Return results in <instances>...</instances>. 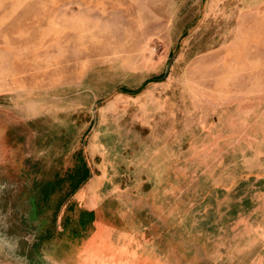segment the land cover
<instances>
[{"label":"rangeland","instance_id":"374dc122","mask_svg":"<svg viewBox=\"0 0 264 264\" xmlns=\"http://www.w3.org/2000/svg\"><path fill=\"white\" fill-rule=\"evenodd\" d=\"M0 264H264V0H0Z\"/></svg>","mask_w":264,"mask_h":264},{"label":"crops","instance_id":"0c3cea01","mask_svg":"<svg viewBox=\"0 0 264 264\" xmlns=\"http://www.w3.org/2000/svg\"><path fill=\"white\" fill-rule=\"evenodd\" d=\"M48 180H49V178H48ZM79 185H81V183ZM89 189H90V187H89ZM52 192H53L52 189H45V190L43 189L42 193H41V191H38V192H36V195H33V199H34L33 201H35L34 204H37L36 208H40L42 210H44V209L50 210V208H53V210H54V212L52 213L53 217L51 219L52 223H51V225H49V228H47L45 230V232H43V237H47V236L52 235L53 232L55 231L56 227H59L62 230V221H63V225H64V230L67 231V234H72L71 233L72 231L69 229L71 227L70 222H72V221L67 220L64 213L62 214V209H65L63 207L67 206L68 204L71 203V201H72L71 199L75 197V194L83 197L86 193V188L85 187H82V189L74 188V189H70L69 192H67V193L65 192V195L62 197V200H60L58 202L56 208L54 206L51 207L49 203H46L48 201V199L50 198ZM31 196L29 197L30 199H31ZM91 199H90V201L93 202V200H91ZM89 207L92 208L93 206L91 205ZM75 219L76 218H74V224H72V226H74L73 232H78V227L76 226V220ZM66 221L69 223H67ZM51 228H52V230H51ZM96 235H98V233ZM96 235H93L90 238V240L92 239L91 241H93L95 239ZM90 240H89V242H90ZM94 243H97V242H94Z\"/></svg>","mask_w":264,"mask_h":264},{"label":"trees","instance_id":"16d2710c","mask_svg":"<svg viewBox=\"0 0 264 264\" xmlns=\"http://www.w3.org/2000/svg\"><path fill=\"white\" fill-rule=\"evenodd\" d=\"M88 175H89L88 167L85 166L84 172L80 176V182L85 181L86 178L88 177ZM77 187H78V183L75 185V188H77ZM68 206L71 207L73 205L70 203ZM80 214H83V215L87 216V218L84 219V221H83L82 216H80ZM91 214H92L91 211L85 210L83 208H81V209L79 208L78 216H77V218L75 220H76V226L79 225V226H77L78 227V231H79V229H81L82 232H83V233L80 234V236H83L84 233H86V231L89 230L90 227H87L86 225L90 224L91 221H92V215L93 214L92 215ZM66 218H67L68 221H72L73 222V223L70 222L71 223V227L69 228L73 232L74 231V226H72V224H74V219L71 220L70 216H68V215H66ZM67 223H69V222H67Z\"/></svg>","mask_w":264,"mask_h":264},{"label":"water","instance_id":"95a60500","mask_svg":"<svg viewBox=\"0 0 264 264\" xmlns=\"http://www.w3.org/2000/svg\"><path fill=\"white\" fill-rule=\"evenodd\" d=\"M167 69H168V67L166 68V71H167ZM166 71H165L164 75L166 74Z\"/></svg>","mask_w":264,"mask_h":264}]
</instances>
